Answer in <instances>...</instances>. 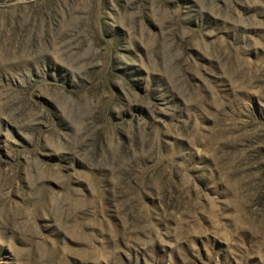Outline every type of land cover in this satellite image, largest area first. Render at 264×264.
<instances>
[{
  "label": "rangeland",
  "instance_id": "rangeland-1",
  "mask_svg": "<svg viewBox=\"0 0 264 264\" xmlns=\"http://www.w3.org/2000/svg\"><path fill=\"white\" fill-rule=\"evenodd\" d=\"M0 264H264V0H0Z\"/></svg>",
  "mask_w": 264,
  "mask_h": 264
}]
</instances>
